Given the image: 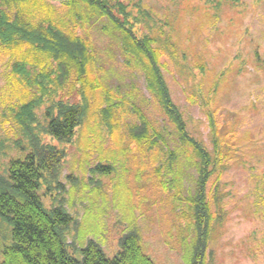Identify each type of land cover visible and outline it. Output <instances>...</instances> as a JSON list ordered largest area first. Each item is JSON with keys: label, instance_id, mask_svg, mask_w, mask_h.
I'll list each match as a JSON object with an SVG mask.
<instances>
[{"label": "trees", "instance_id": "obj_1", "mask_svg": "<svg viewBox=\"0 0 264 264\" xmlns=\"http://www.w3.org/2000/svg\"><path fill=\"white\" fill-rule=\"evenodd\" d=\"M62 9L59 12L45 0H0V55L9 67V97L0 108V130L4 122L12 123V143L20 154L0 173V264H154L144 253L137 230L122 236L121 250L113 258L93 240L78 247L77 256L70 252L73 242L68 243L66 233L73 217L60 202L47 209L40 192L60 194L65 185L76 184V177H63L67 153L45 141V136L75 143L83 173L94 158L95 165L89 169L104 177L116 172L119 158L133 152L137 168L133 179L145 176L150 185L171 193L172 185H184L187 168L192 187L185 190L186 197L180 190L172 193L185 205L179 216L186 221L181 242L190 239L187 264H206L210 237L223 221L222 180L235 164L246 165L242 158L246 147L236 136L222 135L219 125L217 135L210 117L211 151L190 135L163 74L162 48L168 51L169 39L162 43L151 34L155 23L141 1L63 0ZM97 23L114 37L123 64L143 76L147 91L176 132L177 150L168 146L139 108L131 107L137 124L122 123L119 112L125 100L117 88H106L96 77L93 44L87 34L79 33ZM42 107L45 124L37 115ZM7 141L0 138L4 156ZM142 159L145 163L138 167L136 160ZM252 176L254 204L264 207V171Z\"/></svg>", "mask_w": 264, "mask_h": 264}, {"label": "rangeland", "instance_id": "obj_2", "mask_svg": "<svg viewBox=\"0 0 264 264\" xmlns=\"http://www.w3.org/2000/svg\"><path fill=\"white\" fill-rule=\"evenodd\" d=\"M62 1L45 0L59 12L63 10ZM133 1H141L151 11L155 23L151 34L162 43L169 39L168 51L162 48L163 74L190 135L202 140L211 151L210 117L217 135L219 125L222 135L236 136L246 147L242 156L246 165L235 164L222 180L223 221L210 237L206 264H264V207L255 206L252 192L255 188L252 175L260 176L264 171V0ZM101 26V23L86 26L79 33L87 34L93 44L96 77L103 80L106 88L113 91L117 88L120 98L125 100L119 112L122 123L137 124V115L131 107L139 108L168 146L177 150L176 132L147 91L143 76L123 64L117 42ZM8 73L7 59L0 55V108L9 97ZM44 109L37 110L43 124ZM11 125L4 122L0 130V138L8 140L6 156L0 153V173L10 159L20 156L12 143L15 134ZM121 136L127 144L123 131ZM44 140L66 151L63 177L68 174L76 177V184L65 185L60 194L50 196L44 189L40 192L47 209L60 202L73 217L66 233L68 243L73 242L72 254L76 255L78 247L93 240L113 258L121 250L122 236L129 230H137L143 251L154 264H187L190 239L181 242V228L186 221L179 217L185 205L172 195L176 189L186 197L185 190L192 187L188 185L191 172L187 168L184 185H172L171 193L160 185H150L145 176L133 179L137 169L133 152L119 158L116 172L104 177L91 172L94 158L83 173L82 155L75 143H61L48 136ZM136 163L141 167L145 159ZM256 168L258 171H254ZM63 177L61 182L65 183Z\"/></svg>", "mask_w": 264, "mask_h": 264}]
</instances>
